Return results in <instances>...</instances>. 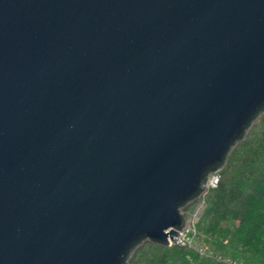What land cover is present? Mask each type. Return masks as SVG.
I'll return each instance as SVG.
<instances>
[{
	"label": "water",
	"instance_id": "95a60500",
	"mask_svg": "<svg viewBox=\"0 0 264 264\" xmlns=\"http://www.w3.org/2000/svg\"><path fill=\"white\" fill-rule=\"evenodd\" d=\"M264 111V0H0V264H126Z\"/></svg>",
	"mask_w": 264,
	"mask_h": 264
},
{
	"label": "trees",
	"instance_id": "16d2710c",
	"mask_svg": "<svg viewBox=\"0 0 264 264\" xmlns=\"http://www.w3.org/2000/svg\"><path fill=\"white\" fill-rule=\"evenodd\" d=\"M215 169L200 225L217 251L147 239L131 248L126 264H264V111ZM245 250L254 254L238 253Z\"/></svg>",
	"mask_w": 264,
	"mask_h": 264
},
{
	"label": "rangeland",
	"instance_id": "374dc122",
	"mask_svg": "<svg viewBox=\"0 0 264 264\" xmlns=\"http://www.w3.org/2000/svg\"><path fill=\"white\" fill-rule=\"evenodd\" d=\"M218 172L211 173L208 177L207 187L204 189V191L195 199L189 201L186 203L183 207H181V213L183 214L186 223H188V226L185 229V236L192 241H195L199 245L205 248V250L211 251L214 253L217 250L213 246V235H211L208 232H205L201 230L200 220L202 213L206 207V199L208 196V191L213 187L212 183H215L213 181L214 179L218 180ZM143 243V242H142ZM193 243L191 246L193 248ZM238 253H241V255H252L251 251H239Z\"/></svg>",
	"mask_w": 264,
	"mask_h": 264
},
{
	"label": "built area",
	"instance_id": "2783aa9c",
	"mask_svg": "<svg viewBox=\"0 0 264 264\" xmlns=\"http://www.w3.org/2000/svg\"><path fill=\"white\" fill-rule=\"evenodd\" d=\"M213 181H215V183H212L213 187H214V186H216L217 179L216 180L214 179ZM187 226H188V223H186V225L183 228V230L180 231L179 236L177 238V245L191 246V244L193 243V245H194L193 248H195L199 253L205 254L206 252H205V248L204 247H202L201 245H199L195 241H192L191 239H189V238H187L185 236V229H186ZM171 245H173V244H171L169 242L168 246H171Z\"/></svg>",
	"mask_w": 264,
	"mask_h": 264
}]
</instances>
